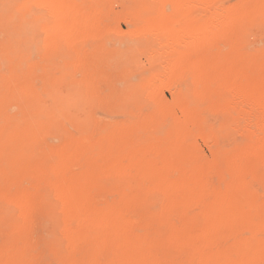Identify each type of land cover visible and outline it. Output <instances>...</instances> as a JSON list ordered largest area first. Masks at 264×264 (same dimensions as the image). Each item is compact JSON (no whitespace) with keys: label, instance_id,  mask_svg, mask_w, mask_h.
I'll return each instance as SVG.
<instances>
[{"label":"rangeland","instance_id":"1","mask_svg":"<svg viewBox=\"0 0 264 264\" xmlns=\"http://www.w3.org/2000/svg\"><path fill=\"white\" fill-rule=\"evenodd\" d=\"M130 1L72 0L74 9H80L74 12L76 25L82 17L84 20L82 27L77 26L81 31L74 36L76 40L68 45L53 41L38 51L30 49V29L22 22L23 15L13 9L17 0H0V187L26 188L30 196L19 219L0 202L3 256L12 255L16 264L198 263L195 258L199 260L205 239L199 232H191L190 217L204 223L202 217H196L203 209L201 204L210 202L214 191L223 190L236 179L252 192L248 204H238L240 210L254 212L256 208V214L252 212L250 217V212H237V206L232 214L237 212L241 218L236 213V222L230 223V215L221 213L218 218L224 216L222 220L231 224L228 232L226 227H217L218 234L213 237H219L215 241L212 237L210 242L207 238L202 248L221 249L228 242L243 248L246 245L245 249L254 252L255 264H264V226L260 228L259 215L255 217L264 209V123L259 122L264 111L258 107L264 100L253 105L245 102L243 95L256 92L255 87L264 83V0L215 1L229 10L228 17L204 34L201 68L205 78L194 89L178 73L168 75L161 48L154 46L152 53L151 47L137 37L135 19L129 15ZM167 9L171 10L170 4ZM178 31L170 35L176 36ZM190 51L184 49L177 61L178 70L190 69ZM222 70H230L229 82L234 81L223 93L214 81ZM233 101L239 102L235 106L240 112ZM160 107L168 113L166 126L155 117L154 111ZM225 111L233 114L228 117ZM173 117L185 124L186 143L177 151L167 142ZM247 138L254 141L250 143ZM240 142L242 150L236 148ZM245 142L252 146L246 143L247 148ZM253 145L258 149L253 148L248 158ZM65 149L76 157L58 161L59 170H54V175L66 179L55 183L72 181L77 194L72 209L75 213L68 215L64 224L70 232L68 248L62 250L54 239L53 217L43 204L47 197L45 171L50 165L39 162L44 159L54 164L58 152ZM233 150L238 153L234 154L236 162L232 159L234 166L229 160ZM255 151L261 152L257 155ZM34 162L39 163L36 167L40 173H32ZM111 167L126 171L130 178H115ZM161 168L170 171L175 182L191 175L197 189L193 194L205 199L199 197V201L194 196V202H187L177 198L183 209L177 205L165 211L157 210L155 203H146L143 192L151 184L152 172ZM240 169L246 170L245 175ZM159 196L165 198L155 195L157 205L164 200ZM193 212H197L195 218ZM246 214L249 221L252 218L251 224L243 223L248 221ZM221 218L219 223L223 224ZM164 219L179 228L171 232ZM254 220L259 222H255L258 229ZM188 234L190 240L185 242L183 236ZM197 236L201 242L192 250ZM186 247L191 249L190 255Z\"/></svg>","mask_w":264,"mask_h":264},{"label":"bare ground","instance_id":"2","mask_svg":"<svg viewBox=\"0 0 264 264\" xmlns=\"http://www.w3.org/2000/svg\"><path fill=\"white\" fill-rule=\"evenodd\" d=\"M215 1L216 0H131L130 1L131 7H130L129 15L131 18L135 19L134 22H136V23H134V24H135V27L137 30V33H136V35H138L137 37L142 39L143 42H145L147 45H149L151 47L152 53L155 52L154 46L155 47L158 46L159 48H161V51H162L161 54H164L165 56H163V57H166L164 59H166L165 62H166V70L168 72V75L173 74V73H178L180 76H182L184 79H186L188 81V85L191 86V89L196 88L198 83L201 82L200 79L205 78V74L203 73L202 68H201V66L203 65V55L201 52V46L204 42V34L206 32H212L217 26H219L223 22V20H226L228 17V11L229 10H227L226 8L223 9L222 7L219 6V4L217 5L215 3ZM167 4L171 5V10L167 9ZM74 8L75 7L73 6L72 0H17L16 6H14L13 9L16 13H20L23 15L21 18L22 22L25 24V27L28 26L30 29V34L28 36L30 49L31 50L38 49V51H40V50H42V48L46 47L50 42H53V41H58L57 43H61L63 45H68V44H71L73 41L76 40V39L74 40V36L76 34L80 33L81 30L79 28L84 25V20L82 17L80 20L77 21V25H76L77 19H76V15L74 14V12L77 10H80V9H74ZM176 23L180 24L179 28L174 27L176 25ZM173 31H178L179 34H176V36L175 35L171 36L170 33ZM155 43H157V44L155 45ZM187 48H190V50H191L190 51V60L188 63L190 65V69L187 71L178 70L177 69V67H178L177 61L179 60V57L182 55L184 49H187ZM157 51H158V49L156 50V52ZM155 56H157V53L155 54ZM157 58H159V57L157 56ZM161 59H163V58L161 57ZM159 62H160V60H159ZM162 63H159V64H162ZM164 68H165V66H164ZM230 74H231L230 70H222L218 74V76L216 77L218 79V81H217V79L214 80L220 86V87L219 86L218 87L221 89L222 93H223L222 90L226 91V90H229L230 87L232 88V86H230V85H232L234 83V81L231 82L232 84L229 82L230 81V79H229ZM165 77H167V76H165ZM210 77H211V75H210ZM206 87L208 88V84H206ZM233 87H235V84L233 85ZM251 87H252V85H251ZM255 88H257L256 92L255 91H254V93L251 92V94H249V95L247 93L248 96H246V93L243 94V95H245L244 97H246V99L244 98L245 100L242 97L241 98L245 102H250V103L253 102V103H251L253 105H254V102H259V101L264 100V83H259L258 87H255ZM238 93L239 92H237V94ZM239 94H241V93H239ZM224 95H227V94H224ZM236 100H239V102H240V99H236ZM226 102L228 104V101H226ZM239 102L233 101L232 105L235 106ZM261 104H262V102H261ZM245 105L242 107H245ZM253 105H251V106H253ZM259 105H260V102H259ZM233 106L230 108L227 106L226 107L231 110V108H233ZM224 107H225V105L222 106V108H224ZM258 107H259V111L263 112L264 111V102H263V105H260ZM235 108H236V106H235ZM244 109H246V108H244ZM156 110H158V111H154L155 117H157V119L160 118L161 119L160 124L163 126H166V123H168L167 111H164L161 107L159 109L156 108ZM223 111H224V109H223ZM227 112L225 111V113H227ZM238 112H240V111L238 110ZM257 112H258V109L256 108V113ZM225 113H224V115H225ZM230 113L228 112L227 116L228 115L230 116L231 114H233V113H231V114ZM244 114H245V112H244ZM248 115H250V114H248ZM260 115H263V113ZM247 117H249V116H247ZM253 117H255V116H253ZM230 118H232V116ZM240 118H241V116H240ZM242 119H244V118H242ZM237 122H239V120H237ZM259 122L261 123V125L264 123V116L262 118H260ZM229 124H230V122H229ZM256 124H257V121H256ZM232 125H234V124L232 123ZM239 125H240V123H239ZM255 125H254V127H255ZM259 127H260V125H259ZM232 128L236 130V128H234V127H232ZM246 128H249V127L247 126ZM262 128L263 127L261 126V129ZM184 130H185V124H184V121L182 119L174 118V119L170 120V124H169L170 133H169V137H168L167 142L169 143V146H171L172 149L177 151L179 148L181 150V148L184 146L183 144L186 143L185 139L183 138L184 137ZM262 131H263V129H262ZM251 133H252V131H251ZM245 135H246L245 137H247V134H245ZM251 139H248V140H251ZM252 140L254 141V139H252ZM252 140L250 141V143L252 142ZM242 141L244 143L245 140H242ZM243 143L240 142L239 143L240 146L238 145L239 147L237 146L236 148H238V149L244 148ZM246 143L247 142H245V146H246ZM249 144L247 143V145H249ZM253 144H254V142H253ZM256 145L258 146V143ZM250 146H252V145L250 144ZM254 147H255L254 145H253V147H251V151L253 150ZM247 148H249V147H247ZM238 149H235V150H238ZM255 149L256 148H254V150ZM257 149H256V151H257ZM235 150H233L234 153L229 154L230 158H231V159H229V160H231V162L230 161L229 162L232 165L236 164V163H234V162H236V158H237V157L236 158L234 157V156H236L234 154L237 153V151H235ZM256 151L254 153H256ZM259 153L257 152L256 154L259 155ZM231 154H233V155H231ZM247 154H249V152ZM247 154H245V156H246L245 159L248 156ZM252 154H253V151L250 152L248 158H250L252 156ZM255 155L253 157H255ZM67 156H73L74 157L75 155L70 153L69 149H65V150H61L58 152V155L55 157V159L57 158L56 163L51 164L50 163L51 161L48 162L47 160H44V159L39 162V163L44 162V163H47L50 165V167L47 168L48 170L45 171L46 172L45 184H46V196L47 197H46V200L43 204H44V207L49 212V214L53 217V220H54V239L57 241V245H58L59 249H62V250H67V248H68V241H69L70 232L65 227L64 224L68 218V215H71V213H75L74 210H72V209L74 207V204L76 203L75 195L77 194V187H76V184L72 181H63L60 183H55V181H57L59 179L65 180L66 177L63 176L64 178H62V177L56 178L54 175V170L56 172L57 171L56 169H58L57 168L58 161H61L63 163V161L65 160V158H67ZM240 156L242 157L243 155H240ZM232 157H234V158H232ZM62 159H63V161H62ZM232 159H233V161L235 160L233 163H232ZM262 159H264V158H262ZM243 160H244V156H243ZM243 160L240 161V164L242 163ZM259 161H260V159H259ZM39 163H36V164H35V162L33 163L32 167H31L32 173H33V171H35V173L41 172L36 167L39 165ZM231 164H230V166H232ZM60 165H59V167H60ZM244 165L245 164H243V166ZM230 166H228V167L230 168ZM262 166H263V164H262ZM228 167H227V169H228ZM255 167H256V165H255ZM244 168H246V166ZM231 169H232V167L230 168V171H231ZM109 170L112 172V174L115 176V178L120 177L121 180H127L130 178L129 173H127L126 171H124L118 167H111ZM246 170H247V172H249V171H251V168L249 170L248 166H247ZM246 170L240 169V172L243 174L242 171H244L243 175H245ZM169 172L170 171H168L164 168L159 169L158 172H152L153 177L151 178V184H149L143 192V194H144L143 198H144L145 202L146 203L149 202V203H151V205H152V203H155L157 210H158V207H160V210L165 211L166 209H172L174 206H177V205L178 206L176 208L183 209V205H181V204L179 205V201H177V198H180L181 200H186L187 202L189 200H190V202L191 201L194 202L193 197L195 196L196 193L193 194V191H195L197 189L194 190V188H196L195 187L196 182L193 179V177L191 175H188V176L184 177L183 179L180 178L181 180H179L178 182H175L172 180V177H170ZM232 172H235L234 169ZM262 172H264V168H263ZM231 174L233 175V173H231ZM185 175H186V173H185ZM222 175H223V173H222ZM230 175L229 176L226 175V178H228V177L230 178ZM232 175H231V177H232ZM236 175H237V173H236ZM237 176H239V175H237ZM223 177H224L223 180L228 181L229 178L226 179L225 176H223ZM241 179H242V181H244L243 177H241ZM230 181H231V179H230ZM230 181H228V182H230ZM239 181L240 180L237 181L236 179H235V182L231 181L232 183H228V185L227 184L224 185L226 187H224L223 190L218 188V191H216V193L214 191V194H213L214 196L212 197L210 202L204 201L205 205L201 204V206L199 208H202V206H203V209H202V211L199 210L201 213H199V215L196 214V217L198 216V219L200 217H202L204 219V223L202 222L203 221L202 218H200V220H202V221L197 222L198 220L193 219V221H192L191 217H190L188 226L190 227L191 232H193L194 234L199 232L202 235L201 239L204 238L206 240L208 238L207 240L209 241V239H212L213 236H216L218 234V232L215 233L217 231V227L218 228L220 227V229H221V226H222V228L226 227L225 228V230H226L231 225V224L227 225L228 221L222 220V218L224 216L222 218L220 216L221 222H224L223 224H220L219 223L220 218H218L219 215L228 213L230 215L229 218H231V220L229 219V222L230 223L232 221L236 222L235 221L236 213L238 212V210H239V212L241 211L240 207L242 204L245 205V204L249 203V199H250L251 194H252V192L247 187L241 185V182L238 183ZM239 184H240V186H239ZM157 194L165 195V198H163L164 196H161V197L159 196V199L160 198L164 199V200H161L162 201L161 205H157V203L155 202L154 198H155V195H157ZM199 197H196V200L198 198V200L200 201V198H202V197H200V198ZM27 199H30V196H29L28 190L26 188H22V187H16V188L0 187V202L2 203V206L4 207V209L8 210V212L11 214V216L13 218L19 219L20 216H22V208H23L22 206H23L24 202H26ZM202 199L204 200L205 198L203 197ZM203 200H202V202H203ZM164 201H165V204L163 203ZM238 204H241V205H238ZM237 206H239L238 209H237ZM164 208H166V209L164 210ZM235 209H237L236 210L237 212L232 214L235 211ZM23 210H24V208H23ZM255 210H256V208H254V212H253V210H251V211L254 214H256ZM258 210H260V209L257 208V211ZM263 210L264 209H262L260 214L255 215V217H257L259 215L258 221L261 222V225H258V226H260V228H261V226L262 227L264 226V224H263L264 223V212H263ZM243 211L244 210H242L241 213ZM244 212H247V214H248V212H250V211H244ZM252 212L249 213L250 217H251V215H253ZM195 213H197V212H195ZM195 213L192 215L194 218H195V216H194ZM231 214H232L233 218L231 217ZM247 214H246V216H247ZM238 216H239V214H238ZM249 216L246 217V220H248V221H246V222L243 221L244 224L245 223L249 224V222L251 224V222H253V221H251L252 218L249 221V218H250ZM238 218L240 219L241 215ZM224 219H227V218L225 217ZM162 221H163V218H162ZM166 222L167 221L165 220V223ZM200 222H202V223H200ZM225 222H226V225L228 227L225 225ZM255 222L257 223V221L254 220V223ZM165 223H163L165 230H167L165 227L166 224H167L166 226H168V229H171V232H175L174 230L179 228L178 226L177 227L174 226L175 225L174 222L169 221L168 223H166V224ZM256 223H255V225L257 226V224L259 222L257 224ZM218 224H220V225H218ZM235 224H234V226H235ZM240 224L241 223H239V225ZM234 226H231V227L234 228ZM241 226H242V224L240 225V227ZM258 226L256 227L257 229H258ZM161 227L163 228V226H161ZM189 227H187V228H189ZM235 228H236V226H235ZM230 229L232 230V228H230ZM263 229H264V227H263ZM165 230H163V231H165ZM228 230H226V231L228 232ZM233 230H232V232H233ZM239 230H241V229H239ZM242 231L243 230H241V232ZM166 232H168V231H166ZM236 232L238 233L237 229H236ZM177 233H179V231ZM171 234H167V236H171ZM181 234H182V232H181ZM194 234L193 235L191 234L193 236V238H194V236L197 235V234L196 235H194ZM214 234H216V235H214ZM113 235H116V233H113ZM173 236H174V234H173ZM184 237H186V238H184ZM218 237H215V238L213 237L214 241ZM237 237H236V239H237ZM179 238H181V237L179 236ZM183 238H184V241L185 240L187 241V239L190 238L189 234H188V237H187V235L186 236L184 235ZM197 238H198V240H194L196 242H193V245L198 242L196 244L197 246L196 245H194V247L191 246L192 250L194 248L196 249L197 247H199L198 245H199V242H201V239H199V236H197L196 239ZM181 240L183 241L182 238H181ZM188 240H190V239H188ZM205 240H204V243L206 244ZM221 242L222 241L220 240V243ZM204 243L201 242V246L199 248V252H200V250H202V252L199 253V260L197 258H195L198 261V263H194V264H255L254 252L251 251L252 249H249V250L245 249L246 248L245 244H244L245 246L243 248L241 245H239L237 243L230 244V242H228L229 245H227L226 247H223L221 249H213L212 247L208 248V246H207L206 249L207 248L208 249L204 250V248H202ZM242 243H243V241H242ZM187 245H188V243H187ZM257 245H255L256 249L258 247ZM188 247H186L187 248L186 249L187 254L191 251V249H189L190 247L189 248ZM247 248H249V247H247ZM184 249H183V251H185ZM194 252L191 253V256L194 255L193 254ZM196 254H197V252H196ZM189 255H190V253H189ZM195 259H194V262H197ZM0 264H16V263H15L14 257L12 255H10V257H8V258L4 257L2 249L0 248ZM191 264H193V262H191Z\"/></svg>","mask_w":264,"mask_h":264}]
</instances>
